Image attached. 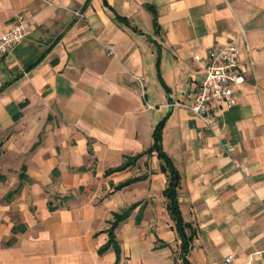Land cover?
Returning <instances> with one entry per match:
<instances>
[{
  "label": "crops",
  "instance_id": "1",
  "mask_svg": "<svg viewBox=\"0 0 264 264\" xmlns=\"http://www.w3.org/2000/svg\"><path fill=\"white\" fill-rule=\"evenodd\" d=\"M48 1L0 0V34L29 25L0 61V264H184L162 121L189 263L264 264V0ZM233 40L207 128L188 107Z\"/></svg>",
  "mask_w": 264,
  "mask_h": 264
},
{
  "label": "built area",
  "instance_id": "2",
  "mask_svg": "<svg viewBox=\"0 0 264 264\" xmlns=\"http://www.w3.org/2000/svg\"><path fill=\"white\" fill-rule=\"evenodd\" d=\"M41 1L46 5L54 6L48 0ZM73 13L77 17H83L78 11ZM28 35L29 25L23 18H19L8 31L0 34V61ZM240 54L241 48L233 40L219 52L211 53L207 59L205 78L199 85L192 105L188 107L190 112L201 119L207 128H212L218 111L233 106L235 88L246 80V71L241 65ZM136 80L142 84L139 77ZM221 264L240 263L232 257H227ZM244 264H254V262L250 258Z\"/></svg>",
  "mask_w": 264,
  "mask_h": 264
},
{
  "label": "trees",
  "instance_id": "3",
  "mask_svg": "<svg viewBox=\"0 0 264 264\" xmlns=\"http://www.w3.org/2000/svg\"><path fill=\"white\" fill-rule=\"evenodd\" d=\"M163 127H164V121H162L156 128V131L154 134V146L149 152L156 151L158 153L159 157L164 161L162 169L164 170V172L169 173V182L165 190V196L168 200V210L176 223L177 232L182 242L181 249H182V256H183L184 264H190L186 256L188 255L190 251V248L193 242V235H188L186 233L187 228L180 214L179 204H178V195H177L178 175H177L176 170L173 167L171 160L164 153L162 149L161 142H162ZM142 156L143 155L135 157L134 160H137L138 158H141ZM127 166H129V163H126L125 165L116 169L115 171L125 169ZM112 172L114 171H110L108 173H112ZM111 237L112 238L110 240V243L116 246L112 233H111Z\"/></svg>",
  "mask_w": 264,
  "mask_h": 264
}]
</instances>
